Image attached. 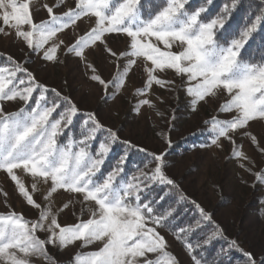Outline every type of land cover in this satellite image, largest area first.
<instances>
[{
	"label": "snow or ice",
	"instance_id": "6c2138e0",
	"mask_svg": "<svg viewBox=\"0 0 264 264\" xmlns=\"http://www.w3.org/2000/svg\"><path fill=\"white\" fill-rule=\"evenodd\" d=\"M145 2L75 0L74 7L60 15L53 11L60 4H45L49 18L40 23L33 21L28 0L22 3L0 0V10L3 24L15 29L16 36L33 51L43 48L58 32L75 26L85 16L95 17V25L67 48L68 53H74L78 58L84 59L85 49L95 48L98 42L105 45V34H126L130 52L121 53L118 58L128 55L145 57L153 66L146 69L148 80L144 88H149L153 82L158 85L167 83L154 73L157 69H171L177 75H186L189 82L196 81L194 86L186 88V93L192 96L194 109L198 102H205L206 97L226 92L230 99L220 105L218 113L235 112V115L223 120L218 116L210 118L212 144L222 147L221 138L235 144L234 137L239 133L264 155L260 139L248 131L250 122L258 119L264 122V56L256 62L242 58V50L250 38L264 28V9L253 14L254 18L249 17L250 22L239 32L238 38L228 39L226 24L240 0L225 3L220 13L211 19H206L205 15L214 0H204L194 10L191 0H148V8H145ZM23 25H29L30 30H23ZM158 43H162L166 50H162ZM173 46L179 47L180 51H172ZM58 47H50L43 53V59L55 61ZM104 52L112 57L118 55L109 47H104ZM7 59L12 67H0V102L21 100L25 106L6 112L0 103V170L15 182L27 204L41 211L35 221H27L22 214L14 212L0 214V259L6 264H30L28 257L42 256L51 264H58L47 252L48 245L64 248L76 241H82V246L104 241L96 251L87 255L77 253L73 264H137L139 258H144V264H179L177 257L166 251V240L157 231L158 227L171 223L170 217L175 209L158 214L153 206L157 201L146 198L149 188L157 183L179 191L178 185L165 174L166 152L153 153L155 167L128 179L124 175V164L129 151L145 149L130 140H121L117 131L103 125L94 112L81 113L69 96L38 81L33 72L11 56ZM135 63L134 59L127 60L111 81H105L98 74L92 75L91 79L104 85L105 89L109 85L119 88ZM18 73L26 79L20 78ZM142 91L144 89H138L137 93ZM35 93L38 95L34 97ZM49 93L53 97L51 100ZM139 103L150 104V101L145 99ZM58 109H62L59 118H53ZM78 115L85 117L80 138L71 132ZM99 133H106L103 140L99 139ZM94 142H97L95 151L92 149ZM116 143H122L126 151L113 170L101 177L102 167ZM167 144L171 147L170 138ZM232 155L243 161L239 166L252 174L256 182H264V168L253 172L250 166H254L255 161L251 157L235 149ZM16 170L30 174L37 181H51L46 199L57 190H66L81 194L84 202H95L97 208L87 221L61 226L50 206L42 208L34 200ZM32 188L35 190L36 185L33 184ZM163 199L161 196L160 200ZM180 199L188 198L181 193ZM191 203L198 209L202 221L212 222L211 213L195 201ZM50 217V223H46ZM149 224L153 226L149 227ZM199 227L197 221L195 226L180 228L176 233V238L185 243L192 255L194 264H201V260L193 254V245L187 242L186 234ZM38 232H46L47 237L41 239ZM221 234L222 230L216 226L213 236ZM212 238L210 236L204 243H209ZM230 246L242 253L246 264H264V254L257 257L246 252L236 240H232ZM147 253H162V256L148 260Z\"/></svg>",
	"mask_w": 264,
	"mask_h": 264
},
{
	"label": "rangeland",
	"instance_id": "374dc122",
	"mask_svg": "<svg viewBox=\"0 0 264 264\" xmlns=\"http://www.w3.org/2000/svg\"><path fill=\"white\" fill-rule=\"evenodd\" d=\"M18 2L22 3L24 0ZM28 2L33 21L40 23L49 18L44 8L45 4L49 6L60 4L61 6L53 8L54 13L60 15L68 8L74 7L75 0H28ZM94 25L95 17H82L75 26L58 32L43 48L33 51L22 38L16 36L15 29L3 24L0 10V28L3 29L0 33V53H7L25 63L42 83L57 88L81 109L96 110L108 126H120L124 137L157 152L164 149L169 136L176 140L193 131H204L208 135V146L194 149L182 157L170 158L171 172L197 204L200 203L213 212L214 217L225 226L229 235L239 237L256 253H263L264 182H256L252 174L239 166L243 161L234 157L232 153L234 149L242 150L251 157L255 161V165L250 166L253 172L264 168V155L239 133L234 137L235 144L223 138L220 140L222 147H217L211 142L213 134L210 118L218 116L223 120L235 115V112L218 113L220 105L230 99L228 94L220 91L215 97H206V101L198 102L194 109L191 104L192 96L186 93V88L194 86L196 81L189 82L186 75H177L171 69L164 71L157 69L154 73L167 83L158 85L153 82L149 88H144L148 80L146 69L153 66L145 57L128 55L118 58L121 53L130 52L129 38L123 33L105 34L103 39L106 44L100 45L98 42L95 48L92 46L86 48L84 59L76 57L74 53H68V46ZM22 28L25 31L30 30L29 25H23ZM152 40L157 43L154 38ZM53 45H59L55 53L56 60L43 59V53ZM158 46L166 50L162 43H158ZM104 47L115 51L117 57L106 55ZM171 50L178 52L180 48L173 46ZM130 59H134L136 63L119 88L109 85L105 89L104 85L91 79L92 75L98 74L105 81L113 80ZM92 66L96 70L95 73ZM138 89L144 91L138 94ZM145 99L150 101V104L139 103ZM17 107L18 105H14L12 109ZM248 131L255 134L264 147V122L259 119L250 122ZM17 171V175L34 200L40 203L42 208L50 206L61 226L87 221L97 208L95 202H84L81 194L69 193L66 190H57L50 199H46L51 181L47 183L42 179L37 181L30 174ZM33 184L36 185L35 190L32 188ZM40 211L41 209L27 204L15 182L4 170L0 172V214L14 212L22 214L27 221H33L38 219ZM50 219L51 217L46 223H50ZM151 226L153 225L149 224V227ZM38 233L41 238L47 237L46 232ZM161 235L166 240V251L174 254L179 264H194L189 253L179 247L172 237ZM103 243L104 241H96L82 246V241H76L64 248L49 245V254L58 264L66 261L73 264V257L77 253L87 255L101 248ZM158 255L162 256V253L146 254L148 260H154ZM28 259L30 264H51L50 261L42 259V256H30ZM0 264L6 262L0 259ZM137 264H144V258H139Z\"/></svg>",
	"mask_w": 264,
	"mask_h": 264
},
{
	"label": "trees",
	"instance_id": "16d2710c",
	"mask_svg": "<svg viewBox=\"0 0 264 264\" xmlns=\"http://www.w3.org/2000/svg\"><path fill=\"white\" fill-rule=\"evenodd\" d=\"M203 2L204 0H191V8L194 10ZM225 3H231V0H214L213 4L209 6V13L205 15V18H214L215 15L220 13L222 6ZM148 7L149 3L148 0H146L145 8ZM259 9H264V3H262L261 0H240V3L238 4L237 8L233 11L230 20L226 24L227 31L225 32V36L228 39L238 38L239 32L242 31L246 24L250 22L249 17L252 16V18H254L253 14H258ZM8 56L11 55H8L7 53H0V67H12V65L7 59ZM261 56H264V28L258 30L257 33H255L253 37L250 38L248 44H246L245 46V49L242 50V58L245 60H252L253 62H256L260 59ZM11 57L14 61L19 62L23 67H26L25 63H21L13 56ZM33 74L36 76L34 72ZM18 76L20 78L26 79L23 74L18 73ZM36 79L40 81L38 78ZM40 82L42 83V81ZM47 86L55 88L52 85ZM36 95H38V93H35L34 97ZM48 98L49 100L53 98L51 93L48 94ZM0 103H2L4 111L6 112H14L17 111L19 108L25 106L24 102H22L21 100H16L14 102L11 101L9 103L3 101ZM32 104L34 106V99L32 101ZM14 105H18V107L16 109H12ZM78 108L80 109L81 113L94 112L103 125L117 131L118 136L121 140H130L129 138L123 136L120 126L111 127L105 124L96 110H84L81 109L79 106ZM61 110L62 109H58L57 112L53 114V118H59V112ZM84 119L85 117L83 115H78L76 118H74V124L71 127V132L75 133L77 135V138H80L79 133L83 127L82 122ZM98 136L100 140H103L106 136V133H99ZM207 137L208 135L205 134L204 131L200 130L187 133L176 140H172V138L169 136L168 138H170L171 140V147L168 146L166 141V146L161 151L166 152L164 171L165 174L169 178H171L176 185H178L179 191H177L175 188H172L171 186L161 185L157 183L152 185L151 188H149L146 193V198L148 200L154 199L155 201H157V203H155L153 206L157 210L158 214L163 213L169 209H175L173 216L170 217L171 223L162 228L158 227L157 231L161 234H165L167 236L169 235L170 237H172L174 242L179 247L183 248L185 251H187L185 243L182 240L176 238L177 231L180 228H189V226H195L197 221L200 222L199 228L187 232L186 239L188 243H191L193 245V254L197 257V259L201 260V264H246V259L243 257L242 253L230 246V242L232 240H236L241 249L246 252H252L257 257H259L261 254H264V252L256 253L244 241L239 239V237L229 235L225 226L214 217L213 212L209 211L207 208H205L202 204L199 203V205L204 208L206 212L211 213L212 215V222L202 221L198 209L193 203H191V201H194L192 196L187 191V189L183 187L179 179L171 172L170 165L172 162L170 158H172L173 156L182 157L188 153H191L194 149L207 147ZM130 141L133 144L137 145L139 148L145 149L146 151H129L128 158L126 160V163L124 164V175L128 179H131L132 176L138 175L140 172H149L151 169H153L155 167V161L152 158V154L161 153L144 145L136 143L132 140ZM96 147L97 142H94L92 145L93 151H95ZM125 151L126 148L122 143H116L112 146L111 153L107 157V160L105 161L102 167V171L100 173L101 177L107 175V173L113 170V168L116 166L117 162ZM2 171L3 170H0V172ZM16 172L18 171L16 170ZM181 193L188 199H180ZM161 196L164 197L163 200H160ZM216 226H219V228L222 230V234L219 236H213V234L216 232ZM37 235L39 236V233ZM210 236H212L213 238L210 240L209 243L205 244V240H207ZM41 239L45 238L42 237ZM197 245H200V247H197ZM49 249L50 248L48 245V253ZM189 255L192 258V255ZM42 259H44V257H42ZM60 264H69V262H61Z\"/></svg>",
	"mask_w": 264,
	"mask_h": 264
}]
</instances>
